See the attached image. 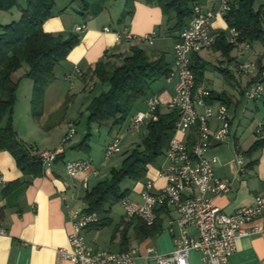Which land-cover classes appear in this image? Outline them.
<instances>
[{
    "label": "crops",
    "instance_id": "crops-1",
    "mask_svg": "<svg viewBox=\"0 0 264 264\" xmlns=\"http://www.w3.org/2000/svg\"><path fill=\"white\" fill-rule=\"evenodd\" d=\"M111 1H106L96 16L83 18L74 11L70 0H54L53 13L44 21L43 30L62 37L75 33L79 36V41L70 50L66 59L54 67L55 79L45 89L42 113L39 118L36 119L31 114L30 100L33 81L24 75L28 69L27 64L23 62L21 67L12 73V78L17 81L12 110V125L16 138L28 148L30 155H36L37 151L43 150L57 151L58 154L55 160L50 163L40 162L41 173L32 175L20 170L10 151L0 149V168L4 180V185H0V210H2L0 230H3L0 232V264H73L70 260L62 257L59 251L62 247H68V235L71 231L68 208L65 204L69 205V209L84 210L85 204L82 198L85 192L99 181L107 179L112 168L121 166L124 153L121 154L119 160L110 161L117 155L105 158L104 148L114 135H119L122 127L111 135L112 131H109L108 123L91 122L89 125L87 124V105L96 94L83 100L82 92L87 89L91 92L94 88L92 80L95 79L85 83L82 74L95 62L106 56L115 58L118 55L127 54L129 46L132 44H138L144 49L147 45L156 43L154 49L144 50L151 56L164 53L167 63L170 68L172 67L173 46L177 32H172L169 29L174 22V13L164 15L155 3H147L146 0H133L132 15L119 21L125 9V0H119L115 6ZM195 2L200 7L203 5L202 9L218 7L214 3L210 4L211 7L208 6L207 0H196ZM25 3L26 0H16L8 10H0V24L17 21ZM80 24H84L85 29L76 33L74 27ZM104 27H108L110 30L104 31ZM121 29H127L134 36L156 31L157 36L151 44L137 40L116 43L114 31ZM225 29L229 33L223 16H218L212 21L210 32L216 38L220 33L225 34ZM228 36L229 34L225 35L227 41ZM245 48H252V41H239L227 55L222 54L216 46L212 45L196 52L195 55L192 54L191 57V63L203 66L202 80L208 90L217 93L223 91L229 96V103L226 105L231 122V140L213 143L207 153L218 159L214 165L215 176L233 178L236 171L234 155L236 152L243 155L244 171L239 173L237 179L232 180L231 189L226 194L212 197L213 203L225 213H232L239 207L252 205L255 196L264 194V147L250 155L243 153L258 139L254 133L255 125L251 127L250 133L248 136L246 134L245 138L243 137L244 131L238 135L240 120L237 118V110L231 109L232 105L237 104L238 96L243 97L244 89L255 79L257 73L255 70L241 74L236 72V65L246 62V60H242ZM255 55H257L256 62L263 64V54ZM194 56L197 59H193ZM210 65L216 70L226 69L227 75L224 76L220 72L222 79L208 77L205 75V70ZM75 68L81 74L76 73ZM68 74L71 75L70 78H66ZM155 83H160V85H157V88L153 90L151 88ZM174 86L175 80L167 81L162 78L153 82L147 95L136 102L128 117L129 122L125 132L136 130L140 137L135 139L138 141L129 142V147L125 151L139 145L146 135L147 121L133 128L131 117L137 111L146 109V99L150 95L158 97L160 113L169 112L168 102L174 94ZM69 95H71V99H69L71 104L67 107L68 110L57 117L58 111ZM258 102L264 105V91L261 98L248 102L247 105L253 103L257 109ZM245 107L247 108V106ZM71 108H73L72 112ZM5 121L6 117L1 125ZM70 122L76 125L75 134L66 143H63L62 137L67 132ZM258 122L264 124V118H258L256 123ZM209 123L212 130L218 125V121L214 117ZM102 128L104 131L101 133L100 129ZM88 131L90 133V138L87 141L88 151L77 148ZM119 136L123 143V136ZM179 136L185 137L191 143L194 130H190L187 136ZM82 159H89L98 171L100 168L108 167L109 164L110 166L108 170H104L102 176L99 175L100 177L98 173L93 174L90 168L79 171L73 177L69 176L65 169V162ZM164 162L165 157L162 154L147 165L146 175L143 179L137 181L128 179L127 185L122 188L127 189V197L138 202L141 201L140 191L147 179L152 180L153 191L163 187L165 180L158 176V169ZM107 175L108 177H106ZM84 178H86V188L83 187ZM5 185L8 188L4 194V188L7 187ZM132 195L134 198H131ZM79 200L82 201V206ZM112 206H110L109 212ZM104 216L109 218L107 224L89 225L82 231L87 245L94 250L117 252L137 248L139 255L142 256L148 246L154 247L160 254L169 253L175 247L174 238L178 235V225L175 222L176 212L171 206L157 208L158 228L156 231H151L150 228L143 226L136 218L125 216V213L116 220L109 217L108 213ZM252 224H264V209L261 216L252 221ZM186 231L190 236L196 234V228L193 225H187ZM189 261L191 264H204L199 252L195 250L189 252ZM144 263L142 257L136 259V264ZM153 263L152 258L147 262V264ZM225 264H264L263 238L258 235L237 238L235 251L228 257Z\"/></svg>",
    "mask_w": 264,
    "mask_h": 264
},
{
    "label": "built area",
    "instance_id": "built-area-1",
    "mask_svg": "<svg viewBox=\"0 0 264 264\" xmlns=\"http://www.w3.org/2000/svg\"><path fill=\"white\" fill-rule=\"evenodd\" d=\"M231 0H220L216 9H202L194 3L193 15L182 28L173 46V67L165 77L167 81L175 80L174 94L168 102L170 110L178 113L174 125V134L169 140L163 156L165 162L158 169V176L164 178L165 184L157 191H153V182L147 179L140 191L141 201L124 197L120 201L125 216L136 218L151 226L157 220V208L171 206L177 215L178 235L175 236L174 249L166 254L158 253L154 247L148 246L140 256L137 248H129L117 252L108 250H94L90 248L82 231L99 220L96 211L69 209L68 215L71 231L68 235V247L59 249L60 254L73 264H136V259L142 257L144 264L152 258L153 264H191L189 252H199L204 264H225L228 257L235 251L236 239L241 236L258 235L264 240V224L251 225L252 221L261 216L264 209V194L255 196L254 203L237 208L232 213H225L213 203L212 197L226 194L231 189L233 179L244 171L243 155L236 152L234 160L236 171L233 178L215 176L214 165L218 159L209 156L208 149L215 142L231 140V122L226 103L220 100L207 101L210 91L203 80L195 85V76L191 69L192 54L211 47L215 37L211 34L212 21L223 16ZM85 29L84 24L76 25V33ZM104 27V31H109ZM228 41L233 44L239 42V32L234 27H228ZM116 43L137 40L151 44L157 36L156 31L134 36L127 29L115 30ZM237 73H248L255 70L256 76L244 89V96L249 101L262 96V81L264 69L257 70L253 62H240L235 67ZM75 72L81 74L77 68ZM70 74L66 78H70ZM159 100L156 95L146 99V109L137 111L131 117V126L138 127L145 121L157 118ZM215 118L218 125L210 128V120ZM194 130L191 143L185 137L190 130ZM257 138L264 137V124L258 122L254 127ZM75 134V124L68 123L67 132L62 137L66 143ZM121 137L114 135L104 148L105 158H110L120 152ZM57 151H37L36 156L41 163L55 160ZM90 168L95 174L97 169L89 159L68 160L65 169L69 176H75L79 171ZM0 185H4L0 168ZM86 188V178L83 180ZM193 225L196 234H187L186 226ZM171 230V229H170ZM3 232V230H0Z\"/></svg>",
    "mask_w": 264,
    "mask_h": 264
},
{
    "label": "trees",
    "instance_id": "trees-1",
    "mask_svg": "<svg viewBox=\"0 0 264 264\" xmlns=\"http://www.w3.org/2000/svg\"><path fill=\"white\" fill-rule=\"evenodd\" d=\"M16 0H0V10H8ZM108 0H70L76 11L83 18L96 16ZM196 0H146L147 3L157 4L164 15L174 13L173 25L170 31L177 32L176 41L182 28L193 15V4ZM133 0H125V9L119 21L132 15ZM198 4V3H197ZM254 0H231L227 11L223 14L228 27H234L239 32V41H264L262 25V9H254ZM54 0H26L22 13L17 21L0 24V149L10 151L17 166L25 173L39 175L40 160L36 155H30L26 148L16 138L12 125V110L16 96L17 81L12 73L18 70L22 62L28 66L25 76L33 81L30 100L31 114L39 118L42 113L44 92L49 83L55 79L54 67L65 60L70 50L78 43L79 36L70 33L67 37L52 34L43 30L42 25L51 17ZM129 42V41H127ZM222 54L227 55L235 45L226 40L225 34L220 33L213 44ZM195 55V53H194ZM197 59V57H193ZM192 60V58H191ZM164 53L151 56L138 44L129 46V52L115 58L105 57L95 62L82 74L85 83L98 80L107 88L94 95L87 105V124L108 123L109 131L119 129L137 101L149 92L150 85L165 78L170 71ZM195 76V85L203 77V66L191 63ZM264 69V63L258 68ZM226 76V69H219ZM264 80V79H263ZM69 100V99H68ZM220 100L229 103L226 92H213L207 98L208 102ZM65 107V103L63 105ZM62 109L58 114H63ZM178 113L175 109L167 113L157 110V118L146 122V135L141 143L129 151H125L119 168H112L107 179L99 181L83 195L85 211H96L101 218L91 225L102 226L109 222L104 216L110 206L120 202L127 196V189H121L120 183L125 179L134 181L143 179L147 165L160 157L169 140L174 134V125ZM6 121L1 125L3 119ZM54 117V116H52ZM89 131L84 135L77 148L88 151ZM264 147V137L255 140L243 153L250 155ZM7 186V185H5ZM4 188V194L7 192ZM2 210H0V216ZM151 231L158 228L157 220L148 226ZM123 239V237H122ZM125 250V249H124Z\"/></svg>",
    "mask_w": 264,
    "mask_h": 264
},
{
    "label": "rangeland",
    "instance_id": "rangeland-1",
    "mask_svg": "<svg viewBox=\"0 0 264 264\" xmlns=\"http://www.w3.org/2000/svg\"><path fill=\"white\" fill-rule=\"evenodd\" d=\"M118 1L119 0H112V4L113 6H115L116 4H118ZM124 1V0H122ZM219 1L220 0H207L208 2V6L211 7L210 4L214 3V5L217 7L219 5ZM253 7L254 9H259L261 8L262 9V19H263V22H262V25H263V28H264V0H254V4H253ZM201 8H204L203 5H201ZM229 33L227 32V30L225 29V35H228ZM156 44V43H155ZM155 44L154 45H147L146 48L144 47V49H146V51H148L149 49H154L153 47H155ZM254 52V53H253ZM254 54V55H253ZM255 54H263V57H264V41H260V40H253L252 41V48H245L244 49V54L242 56V60L243 61H248V62H253L255 63L256 65V68L258 70V68L262 65L260 64L259 62H256V56ZM23 64V62H22ZM25 65V64H24ZM172 67H173V63H172ZM21 71V70H20ZM220 70H216L213 68L212 65H210L209 67L206 68L205 70V75H207L208 77L210 78H221V75L222 73H220ZM92 82L94 83V88L93 90L90 92L88 89L86 91H83L82 94V98L83 100H86V99H89L90 96L93 94H98L101 89H105L107 87V85H102L98 80H92ZM157 85H160V83H155V85L153 86L152 85V88L153 90H155L157 88ZM262 87H263V90H262V93L264 91V80L262 81ZM74 92V90H73ZM71 95H69L67 97V99H65L64 103H65V107H61L60 110L62 109V113L63 112H66L68 109L67 107L70 106L71 104V100H68V99H71L70 98ZM238 100H237V104L236 105H232L231 106V109L233 110L234 108L237 110V118H239L240 120V124H239V128H238V135H240L243 131V137L245 138L246 134L248 136V134L250 133V129L251 127H253L254 125H256V121L257 119H263L264 118V105L260 102H258V108L255 109L253 103H250L249 105H247L248 102H253V101H256V100H247V98H245V96L243 95V97L241 96H238ZM261 98V97H260ZM247 106V108L245 107ZM73 108H71V112L73 111L72 110ZM57 117H59V114H57ZM70 117H73L70 115ZM77 122H78V119H77ZM129 122V118L127 117V119L124 121V123L121 125V132L119 133V135H122L123 138H124V142L123 143H120V152L117 154V156L115 158H112L110 161H114V160H119L121 154L129 147L128 144L129 142L131 141H134L135 139H139L140 137V134L136 131V130H130L129 132H125L126 131V126ZM234 126V125H233ZM75 128H76V125H75ZM118 129H115L111 132V135H113V133H115V131H117ZM101 133L104 131V129H100ZM134 134V135H132ZM90 138V137H89ZM135 141H138V140H135ZM224 145H227V144H224ZM110 166V164H109ZM108 167L106 168H100V170L95 173L97 174L98 173V176H102L104 170H108ZM109 175V174H108ZM108 175L106 177H108ZM99 176V177H100ZM126 182H128V179H125L124 181H122L120 183V187L121 189L127 185ZM131 198H134V196L132 195ZM79 203L80 205L82 206V201L79 200ZM124 213V209H123V206L121 205L120 202H117L115 203L112 207H111V210L110 212H108V216L113 218V219H119L121 215H123Z\"/></svg>",
    "mask_w": 264,
    "mask_h": 264
}]
</instances>
